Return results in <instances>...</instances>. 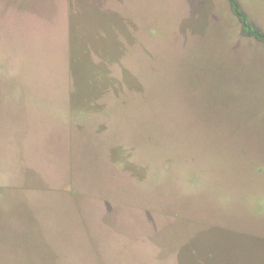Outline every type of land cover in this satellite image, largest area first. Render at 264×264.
<instances>
[{
	"label": "rangeland",
	"instance_id": "374dc122",
	"mask_svg": "<svg viewBox=\"0 0 264 264\" xmlns=\"http://www.w3.org/2000/svg\"><path fill=\"white\" fill-rule=\"evenodd\" d=\"M0 264H264V0H0Z\"/></svg>",
	"mask_w": 264,
	"mask_h": 264
}]
</instances>
